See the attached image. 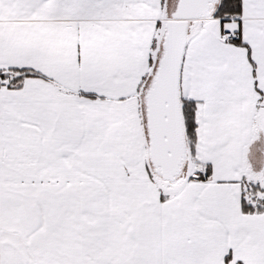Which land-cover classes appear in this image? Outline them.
I'll return each instance as SVG.
<instances>
[{
  "label": "snow or ice",
  "instance_id": "obj_1",
  "mask_svg": "<svg viewBox=\"0 0 264 264\" xmlns=\"http://www.w3.org/2000/svg\"><path fill=\"white\" fill-rule=\"evenodd\" d=\"M0 264H264V0H0Z\"/></svg>",
  "mask_w": 264,
  "mask_h": 264
}]
</instances>
